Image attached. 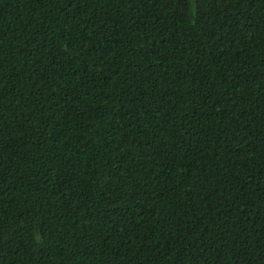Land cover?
Listing matches in <instances>:
<instances>
[{
	"label": "trees",
	"instance_id": "16d2710c",
	"mask_svg": "<svg viewBox=\"0 0 264 264\" xmlns=\"http://www.w3.org/2000/svg\"><path fill=\"white\" fill-rule=\"evenodd\" d=\"M0 264H264V0H0Z\"/></svg>",
	"mask_w": 264,
	"mask_h": 264
}]
</instances>
